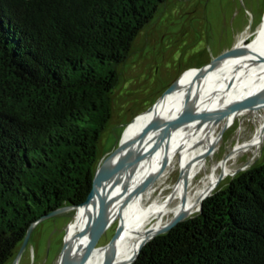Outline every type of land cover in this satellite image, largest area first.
Here are the masks:
<instances>
[{
    "label": "trees",
    "instance_id": "obj_1",
    "mask_svg": "<svg viewBox=\"0 0 264 264\" xmlns=\"http://www.w3.org/2000/svg\"><path fill=\"white\" fill-rule=\"evenodd\" d=\"M165 1L0 0V264L42 215L87 199L117 64ZM132 264H264V163Z\"/></svg>",
    "mask_w": 264,
    "mask_h": 264
},
{
    "label": "rangeland",
    "instance_id": "obj_2",
    "mask_svg": "<svg viewBox=\"0 0 264 264\" xmlns=\"http://www.w3.org/2000/svg\"><path fill=\"white\" fill-rule=\"evenodd\" d=\"M263 20L264 0H166L162 3L151 22L132 42L128 57L117 64L119 81L111 94L112 116L97 143V167L117 146L125 127L151 107L183 72L210 62L239 41L254 39L263 27ZM263 120L264 109L248 108L231 123L223 118L217 124V140L203 157L201 170L191 182V193L204 185L207 173L214 167L220 176L223 161L233 150L235 153L226 160L228 174L223 175L213 191L226 187L237 172L264 163V129L258 146L249 151L236 149L254 136ZM166 158V171L143 192L145 204L168 196L179 179L178 149H173ZM198 211L199 206L188 217ZM77 213L71 209L43 219L33 229L27 245L22 249L21 243L3 264H58L60 257L62 264H68L73 243L79 236ZM171 218L167 216L165 223ZM119 219L121 215L105 227L99 246L112 239Z\"/></svg>",
    "mask_w": 264,
    "mask_h": 264
},
{
    "label": "bare ground",
    "instance_id": "obj_3",
    "mask_svg": "<svg viewBox=\"0 0 264 264\" xmlns=\"http://www.w3.org/2000/svg\"><path fill=\"white\" fill-rule=\"evenodd\" d=\"M250 47L253 50H264V23ZM193 73L194 69H187L177 84L184 83ZM262 92H264V60L238 67L233 63L212 73L201 84L191 88L187 95L195 100L194 108L206 112L207 116L203 119L188 120L178 127L166 154L167 157L173 149H178L180 165L187 176V187H185L184 176H182L176 182L173 191L163 199H154L145 204L143 192L131 196L121 204L122 214L119 213L121 199L137 186L143 185L158 171L164 154L159 150L155 156L148 159L147 155L152 148V142H147L129 148L118 155L107 172L106 207L103 219V228H105L121 215L122 226L117 245L113 250L100 247L86 261L79 264H104L107 255L108 264H125L134 257L148 235L165 224L167 216L173 218L180 211L193 213L200 205L203 196L213 186L216 187L215 184L219 178L216 174L217 167H214L212 172L207 173L209 183L206 178L204 185L199 186L194 194L191 193L190 185L201 170L203 157L206 156L205 153L211 144L217 140L216 126L223 118H216V115L225 111L233 103ZM181 105L182 98L179 92L167 93L161 97L159 116L164 119L169 115L173 116ZM248 108L264 109V98H257L248 107L231 114L225 120L231 123L236 116ZM153 115L154 112L151 111L138 114L130 122L125 136L141 133L152 121ZM259 127L254 136L249 138L250 140L237 145V151H249L261 143L264 120ZM135 156H139L137 162L133 161ZM226 160L224 159L222 168L224 175L228 174ZM97 193L91 200L77 208L79 236L73 243L70 261L81 257L88 251L91 223L96 218L100 206V197ZM184 195H186L185 201H183ZM58 264H62L61 257Z\"/></svg>",
    "mask_w": 264,
    "mask_h": 264
},
{
    "label": "water",
    "instance_id": "obj_4",
    "mask_svg": "<svg viewBox=\"0 0 264 264\" xmlns=\"http://www.w3.org/2000/svg\"><path fill=\"white\" fill-rule=\"evenodd\" d=\"M254 39L250 41H247L246 39L239 41L236 44H234L232 47H230L229 49L220 53L210 62L200 67L189 68V69H194V73L184 83L177 84V81H179V79L183 75L182 73V75L166 91H164V93L153 103V105L146 110V111L154 112V115H153L152 121L149 123V125H147L143 129L141 133L126 137L125 136L126 130L130 123L125 127L121 138L118 140L117 146L100 162L99 166L97 167L95 171L94 179H93L92 188H91L90 193L88 194L87 199L81 204L65 205V206L56 208L50 211L49 213L42 215L39 219L34 221L28 228L27 234L22 242V249L27 245L33 229L39 222H41L43 219L47 217H51L60 212H64V211L71 210V209L77 210L79 206L91 200L95 196V193L98 192L97 195L100 197V206H99L96 218L91 223L88 251L86 254L82 255L81 257L71 260L68 264H79L81 262L86 261L89 258V256L96 249L100 247H108L109 250H113L117 245L119 231L122 226V221L120 219H119L120 221L119 226L117 230L115 231L112 239L105 245H101V246L98 245V241L106 229V228H103V219H104L105 207H106V181H107L106 179H107V172L109 170V167H111L112 162L115 160V158L118 155H120L122 152L126 151L127 149L141 145L143 143H147V142H152V148L147 155L148 159L155 156L159 150H161L164 154L163 162L161 166L159 167L158 171L152 177L148 178L147 181L143 185L137 186L135 189L127 193L121 199L122 201L119 205V213L122 214L121 204L123 203L124 200L128 199L131 196H135V195H138L144 192L147 188H149L152 185V183H154V181L157 178H159L166 171L167 166H168V160L166 158V154H167V151L170 145V141L175 131L177 130V128L180 127L184 122L188 120L203 119L204 117L207 116L206 112H202L194 108L193 105H194L195 100L193 99V97L192 99L191 97L189 98V96L187 95V92L194 86L201 84L212 73L218 72L221 69L229 65H232L233 63L238 67L241 65L245 66L249 63H255L256 61H259V60H264V50H261V51L256 50V49L253 50L250 47V44L253 42ZM228 55H231V56H228ZM175 91L181 94L182 105L175 115L173 116L169 115L164 119L163 117L159 116V105H160L161 97L167 93H171ZM257 98H264V92L249 96L241 101H237L233 103L225 111L216 115L217 116L216 118H226L230 116L231 114L245 107H248L252 102L256 101ZM234 151H231L226 157V159H228L234 153ZM138 160H139V156H135L133 158L134 162H137ZM223 175L224 174L222 170L220 177L218 178L215 185H217L221 181ZM182 176H184L185 187H187V176L185 175V173L183 172L181 168L179 179H181ZM214 187L215 186H213L211 190L203 196L202 201L212 194ZM185 199H186V195L183 196V201H185ZM202 201L199 205V210L202 209ZM188 215L189 214L186 211H180L172 219H170L167 223H165L161 228H159L157 231L149 234L147 239L141 244L139 250L136 252L134 257L125 264H132L138 258L143 246L147 242H149L151 239H153L155 236L159 234L168 232L173 227H175L177 224H179L181 221L186 219ZM65 244H66V241H65ZM64 248H65V245H64ZM14 264H16V262ZM104 264H108V255L105 259ZM120 264H124V263H120Z\"/></svg>",
    "mask_w": 264,
    "mask_h": 264
},
{
    "label": "flooded vegetation",
    "instance_id": "obj_5",
    "mask_svg": "<svg viewBox=\"0 0 264 264\" xmlns=\"http://www.w3.org/2000/svg\"><path fill=\"white\" fill-rule=\"evenodd\" d=\"M223 170V169H222ZM222 170H221V172H222ZM221 174V173H220ZM220 177V176H219Z\"/></svg>",
    "mask_w": 264,
    "mask_h": 264
}]
</instances>
